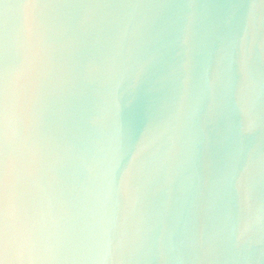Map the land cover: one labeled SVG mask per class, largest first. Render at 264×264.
I'll use <instances>...</instances> for the list:
<instances>
[{
	"label": "water",
	"instance_id": "water-1",
	"mask_svg": "<svg viewBox=\"0 0 264 264\" xmlns=\"http://www.w3.org/2000/svg\"><path fill=\"white\" fill-rule=\"evenodd\" d=\"M262 44L264 0H0V204L39 227L31 264H264V94L243 136L226 94Z\"/></svg>",
	"mask_w": 264,
	"mask_h": 264
},
{
	"label": "clouds",
	"instance_id": "clouds-1",
	"mask_svg": "<svg viewBox=\"0 0 264 264\" xmlns=\"http://www.w3.org/2000/svg\"><path fill=\"white\" fill-rule=\"evenodd\" d=\"M187 40L186 36L185 42ZM261 47L264 48V44ZM248 51L250 52V48ZM241 56L242 63H246L243 48ZM226 94L232 98L233 107L240 116V134L242 136L251 134L256 126L255 104L258 97L264 94V81H258L253 72L244 70L237 84L228 85ZM249 166L264 170V155L257 159H252L250 156ZM41 245L42 237L39 227L22 214L11 215L6 201L0 204V250H11L18 259H26L31 264L33 260L42 258L39 254ZM0 264L3 262L0 261Z\"/></svg>",
	"mask_w": 264,
	"mask_h": 264
}]
</instances>
